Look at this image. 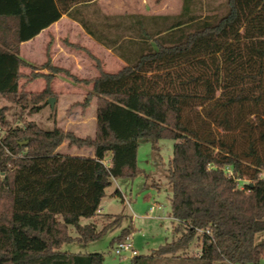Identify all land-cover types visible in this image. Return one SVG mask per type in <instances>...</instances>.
I'll return each mask as SVG.
<instances>
[{"label":"trees","instance_id":"obj_1","mask_svg":"<svg viewBox=\"0 0 264 264\" xmlns=\"http://www.w3.org/2000/svg\"><path fill=\"white\" fill-rule=\"evenodd\" d=\"M199 4L183 0L172 16L107 15L98 0H0V100L39 113L63 73L93 85L83 109L98 100L97 132L87 137L58 127L56 108L51 129L13 127L0 108V264H103L100 252L61 250L73 240L69 227L86 244L118 226L121 214H106L115 219L102 229L81 220L99 215L117 179L141 172V139L157 149L165 138L175 141L168 180L178 236L150 255H134L132 264L174 256L195 239L200 264L264 263V242L256 240L264 231V0H226L222 13L209 15ZM63 15L126 66L112 74L98 64L89 81L48 62L51 74L34 69L27 77L21 44ZM39 78L47 82L43 92H26L21 81ZM64 143L94 158L63 156ZM131 232L124 229L111 245Z\"/></svg>","mask_w":264,"mask_h":264},{"label":"rangeland","instance_id":"obj_2","mask_svg":"<svg viewBox=\"0 0 264 264\" xmlns=\"http://www.w3.org/2000/svg\"><path fill=\"white\" fill-rule=\"evenodd\" d=\"M210 0H202V5H198L197 10L203 15L213 14ZM183 0H98V7L107 15H123V14H163L177 15L181 12ZM224 8L220 7L214 13H222ZM98 44V43H97ZM100 45V44H99ZM79 55L85 58V72L81 80H92L99 75L98 64L103 71L107 70L111 73H118L123 67L122 62L113 56H106L101 53V59L94 57L90 52L79 51ZM97 59L98 61L94 60ZM27 77L31 78V69ZM70 82L73 80L67 75L64 76ZM75 77V76H74ZM74 82V81H73ZM21 83H27L26 92L35 94L43 92L46 86L44 79H39L34 83H28L27 79ZM82 91L78 92H54L51 98H55L54 108H56L55 118L60 117L61 126L68 123H74L81 136H94L97 132L98 117V100L94 99L88 109H83V103L92 89L91 85L80 83ZM68 97V101H58L57 97ZM50 99V98H49ZM48 99V102H49ZM80 99V102H75ZM0 108H6V119L13 127H22L26 122H35L46 129L53 128V109L50 105L45 107L39 113H31L30 108H23L21 105L8 101L0 100ZM85 117V123H77V119ZM70 120H67V119ZM95 118V119H94ZM149 119V118H148ZM70 121V122H69ZM58 125V123L56 122ZM71 124V125H72ZM69 125V127H71ZM68 152V146H62L58 152L63 156L82 155L90 157L88 151H77L78 149ZM175 141L165 138L158 142L157 149L151 142L141 139L138 149V165L141 172L131 178L117 179L112 186L106 190V196L103 199V211L105 213L121 214L118 226L106 231L103 236L95 241L83 244L76 240L78 232L74 226L69 227V235L72 241L66 242L61 246V250L65 252H100L104 255L103 264H132V258L129 252H123L121 255L115 250L118 243L111 245L112 239L122 233L124 229L132 227V232L128 234L126 240L133 243L134 248L140 253L150 255L161 245L175 239L178 234L174 233V227L178 224V220L172 216L171 198L173 193L172 184L168 180V168L174 157ZM105 163L110 164V159ZM241 185H244L242 182ZM119 189L121 194L115 195V191ZM133 217V221H132ZM115 218H108L106 214H99L94 222L98 229H102L104 225L112 222ZM175 219V222H174ZM89 219L82 218L81 223H88ZM134 224V225H133ZM174 224V225H173ZM134 231V232H133ZM264 232L259 235L256 240L261 241ZM200 240L195 239L187 247L182 248L174 255L192 256L184 261H175L170 255L166 259L155 257L142 260L140 264H200L197 254L200 252L197 245ZM199 246V245H198ZM193 256H196L195 258ZM264 264V263H262Z\"/></svg>","mask_w":264,"mask_h":264},{"label":"crops","instance_id":"obj_3","mask_svg":"<svg viewBox=\"0 0 264 264\" xmlns=\"http://www.w3.org/2000/svg\"><path fill=\"white\" fill-rule=\"evenodd\" d=\"M210 1H211L210 5L212 7L211 9L213 13L217 11L220 7L224 8L226 2V0H210ZM141 15H147V14H141ZM150 15H163V14L154 13ZM97 43L98 42H96L91 36H89L77 22L71 20L67 15H63V17L59 21L51 25L49 28L43 30L38 36H36L30 41L23 42L21 44L20 57L30 65L29 67L22 68V72L27 76L29 75V72L25 71L26 69H31V73L32 71H34V69H36L35 70L36 73H40L41 75H49L51 74V71L49 68H45L44 65L50 62L52 67L67 70L72 76H75L76 78L81 80L80 78H83L82 75L85 72L84 70L88 66L86 65L85 58L82 55H79L80 53L79 51L81 52L85 51L84 53H87L88 51L94 57L99 59H101L100 56L101 53H104L106 56L111 55L115 58L114 59L115 62H117V59H119L122 62L123 68L126 66L125 62H123L111 50H108L107 48L103 47L101 44L99 45V43L98 44ZM105 72L111 73L107 70H105ZM65 75L66 74L64 73L55 75L53 81L51 82L52 91L62 92V93L78 92L80 90L82 91L83 88H81L80 83H76L73 81L70 82V80L64 77ZM39 79H44V78H39ZM39 79H37L36 81H38ZM46 86H47V82H46ZM57 98H58L57 100L61 102L63 100L65 102L68 101V97L65 96H59ZM75 102L76 103L80 102V99L76 100ZM56 120L58 123V127L63 128L66 131L74 132L76 135L83 137L78 131L81 130L82 127L81 128L77 127L74 125V123L73 124L68 123L66 126L63 127L59 125L60 117H58ZM67 120L70 119L68 118ZM85 122H86L85 117L81 118V120L77 119V123H85ZM69 125H71V127H69ZM66 145L68 146V152L73 151L72 149L76 150V148H70L68 143H64L62 146H66ZM77 151H88V150L78 149ZM89 153L91 154L90 157L94 158V152L89 150ZM70 156H82V155H70ZM102 205H103V201H102ZM102 205L99 214H113V213H105L103 211ZM88 219H89L88 223H92V222L95 223L94 222L95 218H88ZM132 221H133V217H132ZM263 232L258 233L257 237L261 235V233ZM261 241H264V237L262 238ZM198 245H197L198 249L201 250L200 242L198 243ZM134 249L136 250V248ZM136 252L137 254H140L137 250ZM193 257L195 258L196 256ZM163 258L166 259L167 257H163ZM190 258H192V256H181V255L172 256V259L175 261H184V259H190ZM184 264H190V263L184 262Z\"/></svg>","mask_w":264,"mask_h":264},{"label":"built area","instance_id":"obj_4","mask_svg":"<svg viewBox=\"0 0 264 264\" xmlns=\"http://www.w3.org/2000/svg\"><path fill=\"white\" fill-rule=\"evenodd\" d=\"M4 134H5V130H4L3 126L0 123V141H1L2 137L4 136ZM115 250L120 255L123 252H125V251L129 252L131 257H133L134 255L137 254L136 250L133 247V243L130 242L129 240H126L124 242H121V243L117 244Z\"/></svg>","mask_w":264,"mask_h":264},{"label":"water","instance_id":"obj_5","mask_svg":"<svg viewBox=\"0 0 264 264\" xmlns=\"http://www.w3.org/2000/svg\"><path fill=\"white\" fill-rule=\"evenodd\" d=\"M54 102H55V98L49 99V105L51 106L52 109L54 108ZM22 144H24V143H22Z\"/></svg>","mask_w":264,"mask_h":264}]
</instances>
